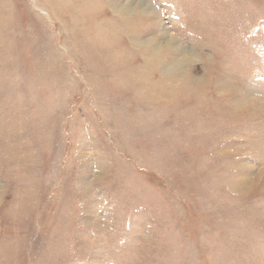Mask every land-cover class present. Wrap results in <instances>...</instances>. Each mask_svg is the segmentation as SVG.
I'll use <instances>...</instances> for the list:
<instances>
[{"label": "rangeland", "instance_id": "obj_1", "mask_svg": "<svg viewBox=\"0 0 264 264\" xmlns=\"http://www.w3.org/2000/svg\"><path fill=\"white\" fill-rule=\"evenodd\" d=\"M0 264H264V0H0Z\"/></svg>", "mask_w": 264, "mask_h": 264}, {"label": "bare ground", "instance_id": "obj_2", "mask_svg": "<svg viewBox=\"0 0 264 264\" xmlns=\"http://www.w3.org/2000/svg\"><path fill=\"white\" fill-rule=\"evenodd\" d=\"M141 6H145V3L143 5L141 4ZM142 8H144V7H142Z\"/></svg>", "mask_w": 264, "mask_h": 264}]
</instances>
